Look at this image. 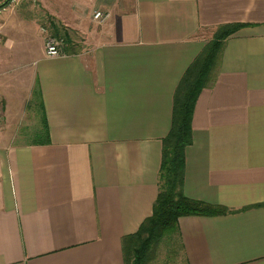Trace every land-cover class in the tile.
Instances as JSON below:
<instances>
[{
	"label": "crops",
	"instance_id": "1",
	"mask_svg": "<svg viewBox=\"0 0 264 264\" xmlns=\"http://www.w3.org/2000/svg\"><path fill=\"white\" fill-rule=\"evenodd\" d=\"M18 1L0 10V264H125L177 87L228 25L241 27L198 98L184 193L232 213L178 227L186 264H264V0H38L81 36L61 58ZM44 118L49 144L30 140Z\"/></svg>",
	"mask_w": 264,
	"mask_h": 264
},
{
	"label": "trees",
	"instance_id": "2",
	"mask_svg": "<svg viewBox=\"0 0 264 264\" xmlns=\"http://www.w3.org/2000/svg\"><path fill=\"white\" fill-rule=\"evenodd\" d=\"M8 0L0 10L9 6ZM43 26L50 35L63 43L64 52L76 54L77 45L68 34L69 29L55 18H48ZM240 25L220 27L214 38L202 53L194 60L180 81L175 97L172 127L163 139L162 165L159 173V194L153 207V213L140 227L137 233L123 239L125 264H150L151 251L163 240L175 247V241L181 245L178 220L187 216L214 217L228 215L232 211L205 202L188 198L184 193L186 150L193 144V116L198 98L212 81L213 69L222 53L225 41L234 35ZM68 52V53H67ZM36 93H34L35 96ZM45 120L39 137L44 144L50 143L49 127ZM181 249L183 246L181 245ZM173 252V250H171Z\"/></svg>",
	"mask_w": 264,
	"mask_h": 264
},
{
	"label": "rangeland",
	"instance_id": "3",
	"mask_svg": "<svg viewBox=\"0 0 264 264\" xmlns=\"http://www.w3.org/2000/svg\"><path fill=\"white\" fill-rule=\"evenodd\" d=\"M16 6L21 10L20 12L24 16L37 17V21L39 22L41 28L48 22V18H52L51 16L44 13L43 7L39 4L38 0H19ZM68 34L71 36V39L74 43L78 45L81 44L82 39L80 34L73 30H69ZM28 105V108L33 106V101H31ZM42 131L43 129L40 132L42 133ZM33 132L34 131L32 130L33 135L31 134V137H33L30 138V140H40L41 138L39 137V133L35 136V133ZM175 240H173L175 242V247L171 245L168 239L163 240L158 246H156L151 251L152 260L150 264H186L181 245ZM171 250H173V252Z\"/></svg>",
	"mask_w": 264,
	"mask_h": 264
},
{
	"label": "built area",
	"instance_id": "4",
	"mask_svg": "<svg viewBox=\"0 0 264 264\" xmlns=\"http://www.w3.org/2000/svg\"><path fill=\"white\" fill-rule=\"evenodd\" d=\"M109 17V14L103 12H95L93 19L103 23ZM42 33L45 35V49L46 57L48 58H61L66 57L67 54L64 52L63 43L49 34L48 30L44 27L41 28ZM4 112L2 100L0 98V131L4 125Z\"/></svg>",
	"mask_w": 264,
	"mask_h": 264
}]
</instances>
